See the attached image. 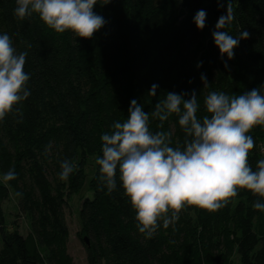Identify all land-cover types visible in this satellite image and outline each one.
<instances>
[{"label":"trees","instance_id":"trees-1","mask_svg":"<svg viewBox=\"0 0 264 264\" xmlns=\"http://www.w3.org/2000/svg\"><path fill=\"white\" fill-rule=\"evenodd\" d=\"M105 2L99 0L94 7L105 25L84 39L71 31L55 33L35 14L18 20L15 0H0V34H9L18 52H28L25 71L31 93L16 106L22 118L8 115L0 121V170L15 169L17 178L9 182L15 193L23 194L19 207L31 219L26 235L5 228L2 203L9 188L0 181V264H73L67 251L64 193L82 189L87 165L93 167L90 194L82 199L79 215L81 231L90 241V263L264 264V212L252 207L260 198L249 191L238 189L214 213L186 206L174 225L161 226L146 239L119 180L109 194L99 184L95 163L102 155L101 135L114 121L126 120L133 99L151 113L167 92L195 90L197 115L202 117L203 99L210 91L239 95L260 88L264 94V0H231L234 19L221 30L237 38L244 30L250 33L231 60L221 57L212 36L219 17L227 14V0L223 7L218 0ZM199 10L207 13L202 30L194 23ZM153 84L158 85L156 94L148 96ZM158 124L150 118L153 132L171 130L173 146L183 142L178 117L171 116L163 129ZM247 134L255 141L249 153L255 170L256 162L264 159V126ZM63 160L77 166L66 182L58 179Z\"/></svg>","mask_w":264,"mask_h":264},{"label":"clouds","instance_id":"clouds-1","mask_svg":"<svg viewBox=\"0 0 264 264\" xmlns=\"http://www.w3.org/2000/svg\"><path fill=\"white\" fill-rule=\"evenodd\" d=\"M15 2L14 16L18 20L38 15L57 34L71 31L76 37L91 39L106 23L94 11L99 0ZM218 3L224 6V0ZM206 17L205 10L195 14L198 29L206 26ZM233 19L231 0H227V14L219 17L212 36L221 57L229 60L234 58L240 40L250 37L247 30L238 38L221 30ZM27 56V51H17L9 34H0V121L8 115L22 118L16 106L31 94L27 87L30 75L25 71ZM201 65L199 62L197 67ZM201 81L204 88L209 85L204 74ZM157 87L153 84L148 96H155ZM203 106L206 114L198 117L200 104L195 90L190 94L167 92L151 113L133 99L126 120L114 121L110 131L100 137L102 155L95 160L99 184L111 194L119 180L135 212L136 227L146 239L161 226L167 229L174 225L186 206L214 213L236 197L238 189L259 197L252 207L264 212V159H259L253 170L249 153L255 141L247 134L257 125L264 126V94L260 88L239 95L210 91L204 96ZM173 115L178 117L184 133L183 142L175 146L171 130L153 132L150 128V118L158 120V128L163 129L164 122ZM50 148L47 146L45 152ZM76 167L70 160L61 161L58 179L68 181ZM16 178L15 169L0 177L5 185Z\"/></svg>","mask_w":264,"mask_h":264},{"label":"rangeland","instance_id":"rangeland-1","mask_svg":"<svg viewBox=\"0 0 264 264\" xmlns=\"http://www.w3.org/2000/svg\"><path fill=\"white\" fill-rule=\"evenodd\" d=\"M264 140L260 141V154L264 157ZM92 161L88 160V164ZM88 168L86 182L83 185L82 189L78 192H65V208H64V219L67 227V251L73 260V264H92L90 263L88 256V246L89 238L88 236L81 231V219L79 215V209L82 199L89 195L88 182L90 177V172L93 167ZM4 173L0 170V177ZM0 181L3 183L2 179ZM9 188V195L6 200L2 203V208L4 211L5 217V228L8 230L16 229L21 234L26 235L31 230V219L30 216L22 211L19 207V199L15 195L13 186L8 182L6 185ZM84 238L87 239V243L84 241ZM99 264V263H98Z\"/></svg>","mask_w":264,"mask_h":264},{"label":"water","instance_id":"water-1","mask_svg":"<svg viewBox=\"0 0 264 264\" xmlns=\"http://www.w3.org/2000/svg\"><path fill=\"white\" fill-rule=\"evenodd\" d=\"M84 241L87 243V239L86 238H84Z\"/></svg>","mask_w":264,"mask_h":264}]
</instances>
